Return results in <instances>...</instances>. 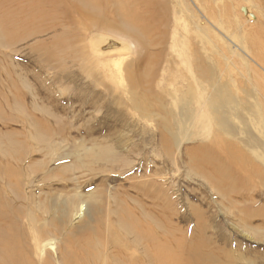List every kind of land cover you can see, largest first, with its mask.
<instances>
[{"label": "rangeland", "instance_id": "374dc122", "mask_svg": "<svg viewBox=\"0 0 264 264\" xmlns=\"http://www.w3.org/2000/svg\"><path fill=\"white\" fill-rule=\"evenodd\" d=\"M180 2L179 15L177 14L176 17H180L181 21L176 20L175 23L179 28L176 32L177 41L183 42L185 34L191 35L193 39L191 40L197 44L203 54L215 56L219 63L217 70L213 72L219 74L218 81L222 80L224 86L219 93V100L223 106L216 104L212 113H208L204 108L199 111V105L215 103L206 96L209 88L201 80L200 92L194 87H189V82L191 83L189 78H192L189 63L182 65L180 59L171 55L169 44L161 65L166 66L165 60H168L169 56L172 57V66L168 64L169 68H167L171 71L160 70L159 76L157 75L153 80L155 86L151 91L157 94V98L162 95L163 113H171L169 118L174 126H170L167 130L168 142L162 141L154 121L142 119L137 110L131 108L133 105L130 102L131 95L138 97L143 93L138 87L132 89L128 87L124 65L134 60V55L131 56L128 52L108 55L106 52L98 56L91 55L92 53L88 51L90 59L94 62L91 68L87 67L83 72L78 64H73L75 66L72 68L69 61L64 68L63 65L60 67L61 61L64 60L51 61V57L48 56V60L41 57V62L34 58L35 55L21 52L25 46L33 43L32 39L27 44L19 43V49L14 52L11 44L0 42V76L2 77H0V167L6 166L7 162L12 164L15 156L20 157L25 171L22 176L31 181L26 193L23 185L19 187L20 192L18 190L11 192L7 188V180L3 176L5 174L0 169V201H2L1 196H4L9 207V209L6 207L7 210L12 212L20 208L23 214L24 208L27 214L28 205L37 202V198L41 195L49 196L52 188L43 182L41 176L29 171L26 163L34 161L37 166H42L44 162L55 157L56 160L58 159V165L68 166L71 172L66 180L53 178L54 191L57 194L85 197L97 191L101 192L108 209L119 207L141 210L142 204H139V201L142 202L146 197L139 195L132 186L142 181L147 183L149 196L144 202L148 206L145 211L150 213L153 233L157 239L168 237L166 224L170 219L172 224L182 228L185 237L193 232L198 233L197 227L201 224L207 228L206 237H211L216 244L238 252L246 259L259 256L260 260H264L262 225L255 227L256 233L261 237L259 241L252 238L249 229L237 226L234 219L237 209L231 210L232 213L234 212L233 214L230 212L231 216L226 214V210L219 206L220 198H216L202 178L194 176V173L188 170V159L185 155L187 148L195 146L193 143L211 140L217 133H221L226 136L225 138L238 141L244 149L253 153L255 162L264 172V147L247 148L244 144L251 137L264 139L263 123L255 113V111L259 112L260 107L255 97L248 95L252 92L239 85L245 82L243 68L254 65L243 53L244 50L241 51L239 42H242L245 29L260 20L264 23V9L253 0H225L229 6V20L224 19L214 27L197 11L193 0H180ZM245 8L251 13L248 16L252 19L245 18L247 13L244 14L242 11V9L246 10ZM182 21L187 25L186 29ZM173 28L174 26L169 27L171 36L174 33ZM46 32V36L43 37L47 41L44 46L45 50L47 47L46 54L58 53L62 48V42L51 40L53 32ZM15 34L17 33L11 36ZM103 36L99 35V37ZM102 41L97 44V49L100 51L113 47L114 44H127L131 51H135L133 44L118 40L114 35L104 36ZM188 46L187 42L183 44L184 49H188ZM53 62H57V66H53L51 64ZM260 71L264 75V71L261 69ZM151 93L150 95L143 93V95L149 99L150 96H155ZM186 99L188 103L183 105L182 100L186 101ZM151 102L150 106L155 108V100L152 102L155 105ZM159 111L154 113L153 110V115L158 118L164 117ZM25 117L29 118L26 120ZM9 133L12 134V138ZM14 139L16 142L12 143ZM12 145L17 149L16 155L15 151H11ZM103 153L106 155H101ZM41 170L39 172L43 174L44 169ZM52 174L57 176L59 173L52 172ZM254 182L259 188L252 190V193L255 199L259 200L261 193L264 194V183L258 176L254 178ZM37 187H40V190ZM3 192L4 194L1 195ZM30 193L34 196L28 195ZM27 198L30 199V203L27 202ZM86 203V200L78 203L76 216L72 217L68 228L72 227L76 230L80 222L87 220ZM260 205H264V202L262 201ZM190 207L198 210L199 220L193 217ZM122 211L117 210L110 218L115 220ZM260 223H264V218ZM22 224L30 240L29 244L34 249L37 243L36 225L30 220V216L22 219L21 226ZM119 232L125 236L122 230ZM60 238L43 237L40 245L36 246V248L41 247V250H37L38 257L35 255V260L38 258L41 263L52 260L53 264H58L57 252L62 246V242H59ZM137 255L140 256L139 253Z\"/></svg>", "mask_w": 264, "mask_h": 264}, {"label": "bare ground", "instance_id": "6f19581e", "mask_svg": "<svg viewBox=\"0 0 264 264\" xmlns=\"http://www.w3.org/2000/svg\"><path fill=\"white\" fill-rule=\"evenodd\" d=\"M193 1L197 11L214 27L218 22L222 23L224 19L229 20V6L225 0ZM253 1L264 9V0ZM178 7H181L180 0H0V42L5 41L11 44L14 47L12 49L14 52L19 49V43L27 44L32 39L33 43L25 46L21 52L25 51L31 56L35 55L34 58L41 62V57L48 60V56L51 57V61L64 60L65 62L61 61L60 65V67L63 65L64 68L69 61L72 68L75 66L73 64H78L81 67L79 69L83 72L86 71L85 68H91V64L94 62L90 59L89 52L92 53L91 55L97 54L98 56L104 55L106 52L108 55L128 52L131 56L134 55V60L124 65L128 87L130 89L138 87L145 95L153 90L152 87L155 86L153 80L157 78L160 70L164 69L165 72H168L167 68L172 66L173 60L170 56L168 60H165L166 66L161 65L162 58L166 56L165 51L170 44L169 53L180 59L182 65L189 63V72L192 74V78H189L191 80L189 87H194L200 92L202 87L200 80L208 86L206 96L215 103L201 104L198 107L199 111L204 108L208 113H212L216 104L223 106L219 100V93L224 86H222V80L218 81L217 75L219 74L216 75L213 72V70H217L219 62L216 61L214 55L203 54L197 44L192 41L191 35L185 34L183 42L178 43L176 32L179 28L175 26L176 20L181 21L180 17H178L180 19L176 17ZM245 9L247 13L245 18L252 19L248 16L251 14L249 10ZM182 23L186 29L187 25L184 21ZM172 26H174V33L171 36L169 27ZM46 31L53 32L51 40L60 41L63 44L59 52H56L57 54L55 52H53L55 54H46L47 47L45 50L44 46L47 41L43 39L46 36ZM14 33L17 34L11 36ZM99 35L108 37L114 35L118 40L128 41L133 44L135 51H131L127 44H114L113 47L100 51L97 49V44L101 43L104 36L99 37ZM241 40L242 42H239L241 51L244 50L243 53L256 67L248 65L243 68L245 82H241L239 85L252 92L248 95L255 97L260 107L259 112L255 111V113L261 118L264 126V75L260 71V69L264 71V23L260 20L257 24L245 29ZM185 42L189 45L188 49L183 47ZM178 46L179 49H177ZM113 49L117 51H111ZM51 64L57 66V62ZM58 70L62 72L61 69ZM240 86L239 88L242 89ZM143 93L138 97L131 95L130 102L133 104L131 108L137 110L142 119L154 121L162 141L168 142L169 133L167 130L174 125L169 118L171 113L168 114L165 111L163 113L161 110L163 107L161 106L162 95L157 98V94L152 92L155 96H150L153 98H149L151 99L149 100ZM182 97L184 96L182 95ZM153 99L156 105L152 103ZM186 101L182 100L183 105L188 103ZM150 102L156 107L150 106ZM153 110L154 113L160 110L159 112H162L164 117L158 118L153 115ZM25 118L27 120L29 117ZM9 136L12 138L11 133ZM224 136L217 133L213 139L193 143L194 147L187 148L185 152L188 159L187 167L190 172L194 173V176L203 179L205 185L211 192H214L217 199L220 198L219 206L226 210L228 216L234 213L231 210L237 209L234 214L236 225L249 229L252 232V238L259 241L261 237L259 233H256L255 227L262 225L264 228V223H260L264 218V205H260L262 201L264 202V194L261 193L259 200H256L252 190L259 188L254 182L256 176L264 183V175H262L264 172L255 162L253 153L244 149L238 141ZM260 141H264V139L251 137L244 144L247 148L264 147V143H260ZM14 142H16L15 139L12 143ZM15 150H17L16 147L12 145L11 151ZM16 153L15 151V155ZM21 160L20 157L15 156L12 164L7 162L8 166L6 164V166L0 167L5 174L3 175L4 179L7 180V188L11 192L15 190L20 192L19 187L23 185L26 193L31 184V181L22 176L25 171ZM57 160L52 157L42 166H37L34 161L26 163L29 171H34L35 174L41 176L43 182L52 188L49 196L41 195L37 198V202L28 205L27 214L24 208L23 214L20 208L12 212L7 210L9 209L7 202L4 196H1L0 264H53L52 260H46L44 263H41L38 258L35 260L34 256H37V250H41V247L36 248V246L43 237H61L59 242H62V246L57 252L58 264H264V260H260L259 256L246 259L238 252L216 244L211 237H206L207 228L201 224L197 227L199 234L193 232L185 237L182 228L177 224H172L170 219L166 224L169 234L164 233L168 237L157 239L153 233L150 213L145 211L148 206L144 202L149 199V196L147 183L142 181H140L142 183L138 181L139 184L132 186L139 195L146 197L142 202L139 201V204H142L141 210L119 207L108 209L105 205L106 202L104 203V199H102L101 192L97 191L95 194L85 197L57 194L54 191L53 178L66 180L71 174L68 166L58 165ZM41 169H44L43 174L39 172ZM52 172L59 174L53 176ZM37 189L40 190V187ZM150 191L152 190L150 189ZM3 194L4 192L1 195ZM12 195L15 197L14 194ZM28 195L34 196L31 193ZM81 200L87 201L85 206L87 220L80 222L78 229L73 230L72 227L68 228V225L72 217L76 216L77 205ZM27 202L30 203V199ZM190 209L193 217L198 219V210L192 207ZM117 210L123 211L117 215L119 219L112 220L110 217H113ZM26 216H30V220L36 225L37 237L35 241L37 243L34 249L29 244L30 240L25 227L23 224L21 226L22 219ZM119 230H122L125 236ZM235 244L237 245V243ZM138 253L140 256L137 255Z\"/></svg>", "mask_w": 264, "mask_h": 264}, {"label": "water", "instance_id": "95a60500", "mask_svg": "<svg viewBox=\"0 0 264 264\" xmlns=\"http://www.w3.org/2000/svg\"><path fill=\"white\" fill-rule=\"evenodd\" d=\"M242 11L244 12V14H246V10L242 9Z\"/></svg>", "mask_w": 264, "mask_h": 264}]
</instances>
